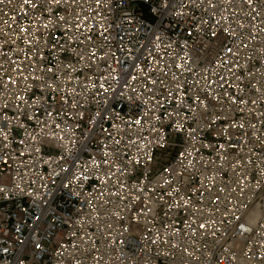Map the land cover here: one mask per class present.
<instances>
[{
  "label": "built area",
  "instance_id": "built-area-1",
  "mask_svg": "<svg viewBox=\"0 0 264 264\" xmlns=\"http://www.w3.org/2000/svg\"><path fill=\"white\" fill-rule=\"evenodd\" d=\"M0 264H264V0H0Z\"/></svg>",
  "mask_w": 264,
  "mask_h": 264
},
{
  "label": "snow or ice",
  "instance_id": "snow-or-ice-1",
  "mask_svg": "<svg viewBox=\"0 0 264 264\" xmlns=\"http://www.w3.org/2000/svg\"><path fill=\"white\" fill-rule=\"evenodd\" d=\"M36 219L39 220V217H37ZM36 248H40V245L37 244V245H36ZM5 251H6V249H5Z\"/></svg>",
  "mask_w": 264,
  "mask_h": 264
}]
</instances>
